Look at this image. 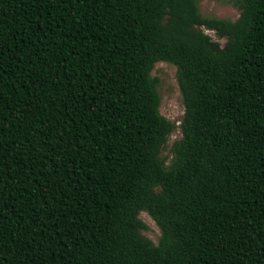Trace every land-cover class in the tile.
<instances>
[{
  "label": "trees",
  "instance_id": "16d2710c",
  "mask_svg": "<svg viewBox=\"0 0 264 264\" xmlns=\"http://www.w3.org/2000/svg\"><path fill=\"white\" fill-rule=\"evenodd\" d=\"M199 1L0 0V264H264V0Z\"/></svg>",
  "mask_w": 264,
  "mask_h": 264
},
{
  "label": "rangeland",
  "instance_id": "374dc122",
  "mask_svg": "<svg viewBox=\"0 0 264 264\" xmlns=\"http://www.w3.org/2000/svg\"><path fill=\"white\" fill-rule=\"evenodd\" d=\"M199 11L203 17H216L229 21H236L239 17V10L230 5L228 0H200ZM205 34L221 46L226 42V39L218 38L213 31H205ZM151 75L158 79L160 113L175 125V130L169 137L168 143L162 152V157L169 161L171 144L180 138L178 126L184 114L182 97L176 80V69L173 65L158 62L154 65ZM139 219L143 224L141 235L157 244L160 230L155 222L146 213H140Z\"/></svg>",
  "mask_w": 264,
  "mask_h": 264
}]
</instances>
